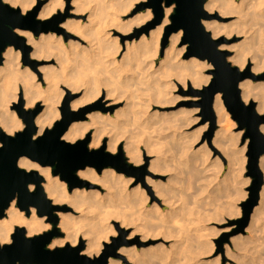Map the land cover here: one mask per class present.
<instances>
[{"label": "bare ground", "instance_id": "obj_1", "mask_svg": "<svg viewBox=\"0 0 264 264\" xmlns=\"http://www.w3.org/2000/svg\"><path fill=\"white\" fill-rule=\"evenodd\" d=\"M3 1L9 3L13 7L18 8L23 15H27L28 17L32 16L34 11L38 9V19L51 20L50 24L43 26L49 28L48 31H41L38 33V35H35L32 30L21 28H16L15 32L18 35L27 37V42L29 44H33L34 49L31 53V56L46 60H55L57 63L41 67L40 70L43 72V81H41L37 78L35 71H33L30 66H23L22 51L18 49L19 47H15L13 45L6 47L5 51L3 52L4 60L0 65V128L4 132L8 134H15V132L24 127V122L18 115L17 110L11 109L10 107L13 103L17 102L21 94L23 95V99L25 101L24 107L26 109H30L39 101H42L43 109L40 112L38 111L39 113H37L35 116L37 132L35 133L34 137H37L53 126V124L56 123L60 118L59 106L67 93V89L73 91L81 90L83 92L80 97L74 99L71 102V108L73 110H76L85 104L99 100L103 91L106 90L105 93L107 99H112L113 102H119L120 100H123L124 105L116 109L113 114L110 112L94 111L87 115L88 120L73 121L64 132L62 138L68 142H76L83 139L86 134L91 132V141L89 143L91 147H100L108 137L107 151L110 153H115L120 148L122 142L121 138L124 136L123 134L126 135L128 132L129 134L125 136L124 140V151L129 157L130 162L140 163L142 160L141 149L139 148V145L133 140V138L136 134L138 136L147 135L148 140L146 145L148 147V153L155 155V160L153 161L158 167L157 171L164 173L175 171V177L173 176L169 178V182L151 180L150 182L153 185V189L152 192L150 191L147 193V191L144 188L142 189L140 186L129 188L128 183L130 182V178L127 179L123 173L118 172L112 167L104 168L102 172L98 174L93 167L87 166L84 169L78 170V175L83 178L96 180V182H99L106 191L101 193L99 190L88 189L86 187H76L72 191H69L67 182L62 180L59 175L52 174L53 168L51 166H42L41 164L29 159L26 156L20 157L18 160V165L20 168H23L27 171L38 170L39 173L43 175L44 181L42 186L45 193L47 194V197L51 199L54 204L68 203L73 208V212L59 211V226L64 231V236L54 238L48 246L56 247L67 244L75 246L78 244L79 240L80 242L85 240V248L83 253L87 254L88 256L98 255L102 249L103 242H106L109 239L110 234L114 233L111 221H109L112 216L117 218L121 217L122 220H120L122 227L124 225L127 226L131 219V222H136L137 220V218L136 220L131 218V212L129 215L128 212H125L124 209L126 208L122 210H124L123 212L125 215H127V217H124V213L121 214L122 210L120 209V204L122 203H118L120 202L118 201L120 198L122 199L121 201L124 199V201L127 202V205H131H128L129 208H135L134 206H137L138 209H140V207H142L141 205L148 201L147 199L154 197L155 200L153 201V205L151 204V207L152 210H154L156 213H159L158 217L160 218L157 217L160 219V223L158 224L159 226H147L148 220L149 222L152 220L151 216L150 219H148L149 216H145L147 217V222L145 221V224L143 220L144 217L142 215H145V213L148 212L149 208H146L147 211L143 214L140 213L139 210V213L142 214L141 224L144 222L143 227L145 228H141L142 226L139 228L137 225L140 224H136V227H134L135 230H132V233L133 231H138L140 229L142 231L143 229L146 230L148 227L151 229L158 227L161 231L160 226L163 227V225H165L163 222H166V220L168 222L169 219L166 218L165 220V214L170 211H167L166 209L167 212L164 211L166 213H163L161 204L165 206H178L176 204H179L178 201L182 199L180 198L182 197L180 194L182 193L181 191L177 193L180 194V196L177 195V199L174 198L176 195L175 192H178V190L181 189V186L178 188V190L176 187V183H178L182 178L180 175L185 174L186 176L188 175L187 177L192 176V178L194 177V179H196H193L196 182L199 179L198 177H200L198 175H200L203 170L207 168V165H205V162H207V151L205 150V146H199L200 148L196 149L197 147L195 148V144L198 141V138L194 137V139L190 140V135L188 132L185 130H180V128L184 125H189L196 121L197 118L192 114L194 109L188 111V109L185 110L182 108L181 110L177 111V113H166L159 111V109H152L154 104H156V106H164V104L169 103L172 96V90L178 88L179 84L183 86L182 90L191 91L195 88H202L211 80V75L205 74L204 71L207 68H212V63L205 60L201 61L196 57H190L189 59H183L181 57L186 50L185 44L178 47L183 35L182 29L170 34V36L168 35L170 43L167 47L162 49L164 56L162 60L157 63L158 55L161 51V38L164 34L166 26L171 22V16L175 11V5L172 4L170 6H165L164 17L160 24L158 23L157 26L149 29V26L154 22L153 20V22L148 27L144 28L146 32L141 34L138 32L139 30H137V37L126 39L125 47L123 48V46L119 43V39H121L119 38L120 34L124 35L127 32H131L133 29L144 25L153 17L152 9L148 8L145 11L137 13L132 18L125 19V15L135 6V1L138 0H72L73 11H70V16L60 24V27L64 28V33L65 31L72 32L78 36V40L69 39V41H67L68 43H65L64 41V33H57L56 30H50L57 28L58 25L55 24V22L60 19L59 16L65 10V0H48L46 3H43L40 6H36L38 0ZM204 7L208 12L220 10V16L222 17L228 14L237 13L238 19H242L246 15H251L255 24L259 23L260 25L262 24L264 26L263 22H260L262 19L264 21V0H207L204 4ZM81 15L85 16L86 19L85 17L81 18ZM248 16H246V18ZM251 17L247 20H251ZM256 18L257 21H260H254ZM202 23L206 29L211 30L213 37L220 38L221 31L226 28L229 29V26L233 25L234 22H231V25L229 23L228 27L226 26L228 24L220 23V21L218 22L216 19H203ZM263 26L261 28H264ZM258 27L255 29L259 30L260 28ZM168 29L169 25L166 28L165 34H167ZM113 30L118 33L114 37L112 34ZM260 31H262V29L259 30L257 34L259 33L258 35L259 37L261 36L262 39L258 38L257 40L261 39L262 41L264 40V36L262 35L264 33V29L263 33ZM255 35L256 34L253 32L252 36L254 37ZM249 37L250 39L253 38L251 35H249V33L246 34L245 40L249 39ZM252 40H256L255 37ZM263 43L264 42H262V44ZM222 46L223 45H220L219 49H222ZM234 48L235 51L229 60L234 64L239 65L241 68L247 67L249 59L246 57L243 48L241 46L238 48L237 45H235ZM123 49H125V51H123ZM263 56H261L259 53H255L253 55V71H260L264 68ZM246 70L249 71V67ZM173 79L176 81V83L173 81ZM239 87L242 90L243 99L249 103L253 102L251 101V98L257 99V110L260 113H263L264 82L261 81L260 83H254L251 79L245 78L239 83ZM184 96L186 99H201L200 94H185ZM174 97L172 96L173 101H175L174 99L178 98L179 96L176 98ZM23 99L20 98L19 103L21 101L23 102ZM67 100L68 99L65 101ZM213 108L215 110L217 123L219 126L215 132L213 143L218 149V152L226 156L228 160L230 176L233 177L234 172L237 169H243V164L246 161V157L243 154L247 145L243 144L240 149L236 147L235 139L237 137H235V134L229 131L226 126V124L230 121V116L220 92L215 95ZM84 109H81L80 111H83ZM172 122H174L176 125ZM233 124L236 123L233 122ZM131 126L133 127L132 132L131 130H128L131 128ZM207 126L208 124L205 125V130ZM171 128L174 129H172L171 132H166V130ZM260 130L264 133V123L260 125ZM106 132L107 134L109 133V135H106ZM241 132L242 131H239L237 136L239 133L241 134ZM194 134H196V132H194ZM219 157L220 156L211 162V167L214 166L219 168L222 166L220 165ZM259 165L264 172V155L260 157ZM196 175L197 177L195 178ZM192 178L190 177V182H193V180H191ZM173 180L174 183L172 182L171 185L170 183ZM187 181H189V178ZM212 181L216 180L212 179ZM217 183L221 184L220 182ZM228 183L226 182V186ZM29 188L30 190H33L34 184H30ZM215 188L217 187L215 186ZM188 189L190 190V188ZM231 191L234 192L235 190L232 189ZM212 192L214 191H211V193ZM215 192L214 194H216ZM233 192H231V194H234ZM214 194L212 193V195ZM118 195L121 197L119 198ZM209 196L206 197L209 199ZM232 196L233 195H231V197ZM240 196H242V194ZM260 196V202L255 206L249 225L245 228V231L249 232L251 235H257L259 230H262L260 221L264 212V185L262 186ZM212 197L213 196H211V198ZM215 197L212 199H215ZM212 199H210V201ZM159 200L162 202H159ZM176 200L178 201L176 202ZM203 200L205 201V199ZM206 201L208 202L207 198ZM107 202L111 204L115 202V204L118 203L120 206L119 211L114 210L118 206L115 204L110 206V204ZM141 202L143 203L141 204ZM203 203L205 204V202ZM203 203L200 202V204ZM214 203L211 204L209 202V205L211 204L212 206ZM200 204L198 203V205ZM223 204L224 203H222V205ZM181 205L183 206V203ZM214 205H216V203ZM217 205L219 207L220 204ZM222 205H220L221 208L225 206ZM105 206L106 208H104ZM180 206L175 208H179L180 210ZM196 206L197 205L195 204V207ZM231 206L232 204H230V207L228 205L225 207L230 209ZM108 207L112 208L109 209ZM137 207L135 210L136 213L138 210ZM184 207L187 206L184 205ZM193 207L189 206L188 208L192 209ZM215 207L217 208V206ZM92 208L93 211H91ZM175 208L173 207V209ZM182 208L183 207H181V209ZM201 208L205 209L203 206H201ZM228 208H226V210ZM197 209L193 210L195 212L197 211V213H200L199 210H202L199 208V206ZM141 211H143V209ZM150 213H152V211H150ZM150 213L148 212L146 214L148 215ZM156 213L154 215H156ZM191 213H189V215ZM227 213L229 212L227 211ZM231 213H233V210L230 211V214ZM170 214L173 213L171 212ZM139 215L137 214V216ZM200 215L202 214L200 213ZM128 217L131 219L129 220ZM154 218L156 217L154 216L153 219ZM153 221H155V219L152 220V222ZM157 221L158 220L155 222ZM175 222L172 223L175 224ZM185 222L187 221L185 220ZM161 223H163V225ZM50 224L51 223L49 222L48 216H38L34 207H31L30 214L28 215L24 210H21L17 206L16 201L13 200L6 208L5 215L0 217V244L3 245L11 242V234L14 232L16 227H24L26 229L27 236H35L49 231L51 229ZM163 228L165 229V226ZM167 228L169 229V227ZM151 229L148 230V233L149 231L152 233L154 232V230L152 231ZM164 229L163 232L165 233L166 230ZM188 230H190V228ZM200 231L201 229L198 231L199 233H197L201 236L203 234H200ZM163 232L161 231L162 234ZM166 232L168 235L170 234L169 236L167 233L164 234L167 238L170 236L173 237V232ZM148 233L146 236L149 235ZM152 236L153 235H151V237ZM177 236L179 237V235ZM144 237L145 236H143V238ZM174 243L176 244L178 242L175 240ZM182 243L183 242L180 244ZM177 245H179V243ZM162 246L163 245H161V247ZM172 247L176 246L172 245ZM177 247L175 249H179V247ZM181 247L180 248L183 249V244ZM162 248L163 251H161V253H165H162V255L164 254L165 256L166 253L169 255V252L172 255L174 254L173 256L170 255L172 256L170 259L172 261L171 264H182V259L185 260V258H183V250L179 249L180 251L176 250L175 252L172 251L174 248L172 250L171 248L169 250L164 247ZM187 249H190V247L186 248V250ZM141 250L143 249L141 248ZM160 250L162 249L160 248L157 252L159 253ZM144 251L146 250L138 251L134 245L132 247L122 246L120 248V252L127 254L128 262H131L132 264H142L143 261L145 262L144 259L146 257L148 259L150 258L151 261L155 259V250L152 252L151 250L148 252ZM181 251L183 256L180 255L179 257L177 253H180ZM189 254L190 253L187 254V257ZM200 254L202 253L196 252L195 255L192 257L190 256V260H192V262H189L191 264H206L208 261L206 259H202ZM168 255L161 257L160 259L158 258L159 262L161 263V259L164 262L163 259L166 257L169 258ZM167 258L166 260L168 261ZM140 261L142 262L140 263ZM110 262L111 264H124L122 261L115 259H110ZM145 263L148 264V262Z\"/></svg>", "mask_w": 264, "mask_h": 264}, {"label": "rangeland", "instance_id": "obj_2", "mask_svg": "<svg viewBox=\"0 0 264 264\" xmlns=\"http://www.w3.org/2000/svg\"><path fill=\"white\" fill-rule=\"evenodd\" d=\"M48 0H38L37 1V3H36V6H40V5H42L43 3H46ZM66 1V5H65V10H64V12H62L61 13V15L59 16L60 17V22L59 23H57V28H55V29H50V30H56L57 31V33H64V28H61L60 27V24L62 23V21H64L66 18H68L69 16H70V14H69V12L70 11H73V6H72V0H65ZM148 1L149 0H138V1H135L136 3H135V6L125 15V19H129V18H132V17H134L137 13H139V12H142V11H145L146 9H148V8H151L152 9V11H153V17H152V19L151 20H149L148 22H146L144 25H142V26H140V27H138V28H135V29H133L131 32H127L126 34H120V36H119V38H121V39H119V43L123 46V48L125 47V41H126V39H131L132 37H137L136 35H137V30H139L138 32H140L141 34L143 33V32H146L145 31V29L144 28H146V27H148L152 22H153V20H155V14H154V9H153V7L152 6H150V5H147V3H148ZM206 1L207 0H205V3H206ZM5 3H7V2H5ZM204 3V4H205ZM7 4H9V3H7ZM10 5V4H9ZM175 5V4H174ZM11 6V5H10ZM13 7V6H12ZM14 8H16V7H14ZM175 8H176V5H175ZM205 8V7H204ZM251 11H252V9H251ZM208 12V11H207ZM220 10H215L214 12H208L209 14H210V18H208V20H211V19H216L218 22L220 21V23H225V24H228V25H226L227 27L229 26V23H230V25H231V22L233 23V25H231L232 26V28H231V26H229L230 28V30L229 29H223L222 31H221V36H220V38L218 37V38H215V37H213L212 36V32H211V30H209V29H206V27L204 26V24H203V26H204V28H205V30L206 31H208L209 33H210V35H211V37L213 38V39H215V40H221L218 44H217V48L219 49V46L220 45H223L222 47V49H220L221 51H226V52H228V55H227V60L232 64V65H234V66H237V67H239V69H241L242 71H245L248 67H249V72H250V75L249 76H247V78L246 79H251L254 83L256 82V83H260L261 81L262 82H264V68L262 69V70H260V71H253L252 70V66H253V64H254V61H253V59H252V57H253V55L255 54V53H259L261 56H263L264 55V43L262 44V42H264V40H262L261 41V36L259 37V33L257 34V32H259V30H261L262 29V31H260L261 33H263V29L264 28H261L262 26L259 24V23H257V24H255V22H253V18L251 17V15H246V16H248L247 18H246V16L245 17H243L242 19H238V14L236 13V14H228V15H226V16H224V17H222V16H220ZM174 13V12H173ZM248 13H249V10H248ZM247 13V14H248ZM251 13V12H250ZM22 14V13H21ZM23 15V14H22ZM24 17H27V15H23ZM37 16H38V14H37ZM37 16H36V18H37ZM253 16V15H252ZM81 18L83 17H85V16H83V15H81L80 16ZM250 17L252 18L251 20H247V19H250ZM255 18V17H254ZM259 18V17H258ZM38 19V18H37ZM85 19H86V17H85ZM262 19V18H261ZM40 21H45V20H41V19H39ZM48 20V19H47ZM259 20V19H258ZM246 23H245V22ZM254 21H257V18L254 20ZM260 21V20H259ZM259 21H257V22H259ZM261 23L263 22V24H264V21H263V19H262V21H260ZM254 25H253V24ZM160 24V23H159ZM171 24V22L168 24V25H170ZM247 24V25H246ZM252 24V25H251ZM258 24H259V27H258ZM167 25V26H168ZM155 26H157V24L156 25H154V26H149V29H152V28H154ZM167 26H166V28H167ZM261 26V27H260ZM251 27V28H250ZM254 27V28H253ZM260 28L259 30H257V29H255V28ZM264 27V26H263ZM61 28V29H60ZM166 28H165V30H164V34H165V31H166ZM250 28V29H249ZM26 29H28V30H32L34 33H35V35H38V34H36V32L34 31V29H32V28H26ZM180 30V29H179ZM183 30V29H182ZM250 30H251V34H250ZM256 30H257V32H256ZM174 32H177V31H173V32H171L170 34H172V33H174ZM247 32V33H246ZM253 32L256 34L254 37H255V39L256 40H252V39H254V37L252 36V34H253ZM249 33V35H251V37H253V38H251L250 39V37H249V39H247V40H245V38H246V34H248ZM112 34H113V37L114 36H116L118 33H116V31L115 30H113L112 31ZM140 34V35H141ZM164 34H163V36H162V38H161V42H160V46H161V51H160V53H159V55H158V60H157V63H159V61H161L162 60V58H163V52H162V49L163 48H165V47H167L168 45H169V43H170V41H169V36H170V34H169V36L167 37V41H166V43L163 45V40H164V38H165V36H164ZM257 35H258V37H257ZM263 36H264V33L262 34ZM21 36V35H20ZM262 36V37H263ZM21 37H23L24 38V40H25V43L27 44V45H29V47H30V49L29 50H27V52L25 51V50H23L22 48H18V49H20L21 51H22V63H23V66L25 67L26 65H28V66H30L31 67V69L33 70V71H35V73H36V75H37V78L38 79H40L41 81H43V72H42V70H40L41 69V67L42 66H45V65H50V64H57L56 62H55V60H46V59H43V58H38V57H33V56H31V53H32V51H33V49H34V46H33V44H29L28 42H27V37H25V36H21ZM184 32H183V35H182V38H181V40H180V42H179V44H178V47H180L181 45L183 46L184 44L186 45V50H185V52L182 54V58L183 59H189L190 57H196V58H198L199 60H205V61H207V62H209L207 59H201V58H199V57H197V56H189V57H187V55H185V54H187L188 53V47H189V43L188 42H186V41H184ZM258 38H261V39H259V40H257ZM69 39H73V40H78V36H76L75 34H73L72 32H66L65 31V33H64V41H65V43H68L67 41H69ZM263 39H264V37H263ZM84 43V42H83ZM235 45H237V47L239 48V46H241L242 48H243V50H244V52H245V55H246V57L249 59L248 60V63H247V67H244V68H241L239 65H237V64H234L232 61H230L229 60V58L233 55V53H234V51H235ZM123 51H125V49H123ZM122 53H124V52H122ZM121 57V56H120ZM263 58H264V56H263ZM211 63V62H210ZM214 69V66H212V68H207L205 71H204V73L205 74H210L211 75V78L213 77V75H212V70ZM173 81H175L174 79H173ZM175 83H176V81H175ZM180 87H181V90H180ZM182 88H183V86L181 85V84H179V86H178V88H176L175 90H172V92H171V95L174 97V98H176L177 96H179L178 98H176V99H174L175 101H173L172 99V96H171V100H170V102L169 103H166V104H164V106H156V104H154V106L152 107V109L154 110V109H159V111H163V112H166V113H177V111H179V110H181L182 108L183 109H185V110H187L188 109V111H191V110H193V112H192V114H193V116L194 117H196L197 119H196V121H194V122H192L191 124H186V125H184L183 127H181L180 128V130H185L186 132H188V134L190 135V140H192V139H194V137L195 138H198V141L196 142V144H195V148L196 149H198V148H200V147H202V146H205V150L207 151V153H206V157H207V162H205V165H207V168L206 169H204L203 170V172L200 174V175H198V176H200V177H198L197 179H198V181H194V180H196V179H194V177L192 178V176H189V177H187L185 174H183V175H180V177H182L180 180H179V182L178 183H176V187H177V190H178V188H180V186H181V189L180 190H178V192H175V196H174V198H176L177 199V195H179L180 196V194L182 195V197H180V198H182V199H178V200H176V202L178 201V203L179 204H176V205H178V206H174V205H169V206H165V205H162L161 204V209H162V211H163V213H166L167 211H171V209H172V213L173 214H170L171 212L169 211V212H167L166 214H167V216H166V214H165V220H166V218L168 219V222H167V220H166V222L164 221H162L165 225H163V223H161L162 225H163V227L165 226V229L162 227V226H160V229H161V231L163 232V229L164 230H166V231H170L173 235V237H166L164 234L165 233H167L166 231H165V233L163 232V234L161 233V231L159 230V228H158V230L156 231V229L157 228H155L156 227V225L157 226H159L158 224L160 223V219H158V218H160V217H158V214L159 213H156L154 210H152V205H153V201L155 200V198L153 197H151L150 199H147L148 201H146V202H144V204L143 205H141L142 207H140V209H138V207L137 206H134L135 208H133V207H131V208H129V206H131L130 204H126L127 202H125L124 201V199H123V201H121L122 199L120 198L121 196H119L118 195V197L120 198V200H118V201H120V202H118V203H122V204H120L121 205V207L118 205V203L117 204H115V203H112L113 205L115 204L116 206H118L116 209H114V210H118L119 211V207H120V209L122 210V209H124V208H126V209H124L125 210V212L127 213L128 212V215H129V213H130V215H132V217L131 218H133L134 220H136V218H137V220H136V222H131L132 221V219L130 218V217H128V219L130 220L131 219V221H129L128 222V225L127 226H121V217L119 218H117V217H115V216H112L111 218H110V220L109 221H111V224H112V226H113V229H114V233H111L110 234V237H109V239L106 241V242H111V238L112 237H115V238H120V237H123L124 238V241H125V244L124 245H122V246H125V247H132L133 245L134 246H136V248H137V250L138 251H143V250H146L147 252L148 251H150L151 250V252L152 251H154L155 253H154V258L155 259H153L152 261H151V259L149 258H145L144 260H145V262H148V264H151V262H152V264H155V261H156V264H168V263H172V261L170 260L171 258H172V256L174 255H172L170 252H169V255H168V253H166V255H168L169 256V258H167L168 259V261L166 260V258L165 259H163L164 260V262L162 261V259H161V263L159 262V260H158V258L160 259L161 257H165L164 256V252H162V253H164L163 255H162V253H161V251H163V248L162 247H164V248H167L168 250L171 248V250L174 248V250H172V251H175L176 252V250L177 251H180V250H183L184 251V256H183V254H182V251L180 252V253H177V255H179V257H180V255H182L183 256V258H185V260L184 259H182V261H181V263L182 264H191L189 261H191L192 262V260H190V256L192 257L193 255H195L196 254V252H198V253H202V254H200L201 255V257H202V259H206L207 261H205V262H207L206 264H264V212H263V214H262V216H261V221H260V223H261V225H262V230L260 231L259 230V234L257 233V235H251L249 232H239V233H234V231L236 230V228H237V225H238V220L242 217V202L245 200V199H247L248 198V195H249V190H248V188L250 187V185H251V181H252V178L250 177V176H247V159H248V157H247V155H246V152H247V146H246V150L244 151V156L246 157V161L244 162V164H243V169H237L235 172H234V176L232 177V176H230V172H229V166H228V160H227V158H226V156H224V155H222V154H220L219 152H218V149L216 148V146L214 145V143H213V140H214V138H215V132H216V130L219 128V126H218V123H217V116H216V122H215V128H214V130H213V133H212V135H210L209 134V132L211 131V128H212V125H211V122H210V120H208V119H206L205 117H204V115H203V111H202V107H201V105L199 104V100H194V99H186L185 98V94H192L189 90H182ZM68 91H69V94H68ZM105 91L106 90H104L103 91V93H102V96L100 97V99L99 100H97V101H94V102H92V103H88V104H85V105H83V106H81L80 108H78V109H76L75 111H80L81 109H84V108H86V107H90V106H94V107H92V109L91 110H89V112H86L85 113V115H84V118L83 119H80V120H88V117H87V115L89 114V113H91V112H94V111H102V112H110V113H114V111L116 110V109H118V108H120V107H122L123 105H124V101L123 100H120L119 102H113L112 101V99H107L106 98V93H105ZM83 94V92L81 91V90H77V91H73V90H68L67 89V93H66V95L64 96V98H63V100H62V102H61V104H60V106H59V110H60V118L58 119V120H60L61 119V106H62V104H63V102L66 100V99H68V102H69V107H70V109L71 110H73L72 108H71V102L74 100V99H77L78 97H80L81 95ZM192 95H196V94H192ZM241 96H242V90H241ZM20 98H22L23 99V95L21 94V96H19V99L17 100V102H15V103H13L10 107H11V109H15L16 110V107H15V105H18L19 104V100H20ZM252 100L251 101H253L254 103H255V109H256V111L259 113V114H262V115H264V112L263 113H260L258 110H257V103H258V100L257 99H255V98H251ZM242 100H243V102L245 103V104H249V102H247V101H245L244 99H243V97H242ZM113 102V103H112ZM24 105H25V101H24V99H23V108L25 109V110H38L39 112L43 109V106H42V101H39L35 106H33V107H31L30 109H26L25 107H24ZM196 109H198V110H196ZM215 111V110H214ZM38 112V113H39ZM216 114V113H215ZM229 116H230V121L226 124V126H227V128L229 129V131H231L233 134H235V137H237L236 139H237V142H236V139H235V143H236V147L237 148H239L240 149V147H242L243 146V144H246V145H248V138L245 140V142L244 143H242V137H243V134H244V129H239V126H238V123H237V121L236 120H234L233 118H232V115H231V113L229 112ZM22 121H23V119H22ZM233 122H235L236 124H233ZM173 124H175L174 122H172ZM55 124V123H54ZM54 124H53V126H54ZM206 124H208V126H207V128H206V130H205V125ZM176 125V124H175ZM24 126H25V124H24ZM53 126H51L50 128H52ZM187 126V127H186ZM24 128V127H23ZM23 128L22 129H20V130H18V131H21V130H23ZM49 128V129H50ZM129 128V127H128ZM199 128V129H198ZM172 129H174V128H171V129H168V130H166V132H171V130ZM197 129H198V131H197ZM129 131L131 130V132H132V130H133V127L131 126V128L130 129H128ZM135 130V129H134ZM189 130V131H188ZM194 130V131H193ZM201 130V131H200ZM239 131H242L241 132V134L239 133V135L237 136V134H238V132ZM194 132H196V134H194ZM124 133V132H123ZM135 133V132H134ZM133 133V134H134ZM88 134H90V141H91V132H89ZM129 133L127 132L126 133V135H128ZM194 134V135H193ZM197 134H199V135H197ZM264 134V133H263ZM87 135V134H86ZM106 135H109V133L107 134V132H106ZM124 136H122V138H121V145H120V148L118 149V151L117 152H115V153H112L113 155H118L119 154V152H120V150L123 152V156L125 157V162L129 165L127 168H125L124 170H121V171H118V172H121V173H123L124 175H125V177L127 178V179H129L130 180V182L128 183V187L130 188V187H132V188H134V186L135 187H137V186H140L142 189L144 188L146 191H147V193L148 192H152V189H153V185L151 184V180H156V181H159V180H161V181H165V182H169V178H171V177H175V171L173 172V171H170V172H167V173H164V172H158L157 171V169H158V167H157V165L154 163V161L153 160H155V155L154 154H151V153H148V147H147V140H148V138H147V135H135V137L133 138V140L139 145V148L141 149V162L140 163H133V162H130L129 161V157L127 156V154L125 153V151H124V140H125V134H123ZM197 135V136H196ZM40 136V135H39ZM38 137V136H37ZM86 137V136H85ZM84 137V138H85ZM83 138V139H84ZM63 139V138H62ZM107 140H108V137L105 139V142L103 143V144H105V151L106 152H108L107 151ZM77 142V141H76ZM72 143H74V142H72ZM90 143V142H89ZM102 144V145H103ZM148 144H149V142H148ZM102 145L100 146V147H98V148H94V147H91L90 146V144H88V149L89 150H92V149H100L101 147H102ZM200 146V147H199ZM110 153V152H109ZM264 155V154H263ZM218 156H220L219 157V162H220V165H222V166H220L219 168L217 167H211V162L213 161V160H216L217 159V157ZM91 167H93V166H91ZM259 167H260V165H259ZM94 169H95V171L98 173V174H100L101 172H98L97 171V169L95 168V167H93ZM113 168V167H112ZM115 169V168H114ZM260 169H261V167H260ZM116 170V169H115ZM38 173H39V171L38 170H36ZM261 171L263 172V170L261 169ZM153 172H155V173H153ZM77 173V176L79 177V178H81V179H83V180H85L86 181V183L85 184H82L81 186H75V187H73L71 190H69V184H68V182L66 181V180H64V179H62V180H64V181H66L67 182V184H68V190L69 191H72L74 188H76V187H79V188H82V187H86V188H88V189H96V190H99L101 193H104L106 190L102 187V185L99 183V182H96V180H91V179H87V178H83V177H81V176H79L78 175V171L76 172ZM40 174V173H39ZM41 175V174H40ZM57 175H59V174H57ZM171 175V176H170ZM185 175V176H184ZM263 175H264V172H263ZM43 176V175H42ZM60 176V175H59ZM170 176V177H169ZM185 177H187V178H185ZM190 177L192 178L191 180H193V182L191 181L190 182ZM197 177V175L195 176V178ZM44 178V177H43ZM188 178H189V181H187L188 180ZM212 179L213 180H216V181H212ZM210 180V181H209ZM44 181V180H43ZM149 181V182H148ZM200 181V182H199ZM233 183H232V182ZM245 181V182H244ZM172 182L174 183V180L173 181H171V185H172ZM190 182V183H189ZM210 182V183H209ZM217 182H220L221 184H219V183H217ZM226 182L229 184H227V186H226ZM235 182V183H234ZM181 183V184H180ZM204 183V184H203ZM216 183H217V185H216ZM139 184V185H138ZM233 184H234V187H236V188H234L233 187ZM187 185V186H186ZM193 185V186H192ZM201 185V186H200ZM218 185H219V187H218ZM221 185V186H220ZM222 185H223V187H222ZM264 185V184H263ZM215 186L217 187V188H215ZM239 186V187H238ZM222 189H221V188ZM240 187H241V189H240ZM187 188V189H186ZM188 188H190V190L188 189ZM214 188V189H213ZM219 188V189H218ZM233 190H235L234 192L233 191H231L232 189ZM34 189H35V184H34ZM33 189V190H34ZM218 189V190H217ZM225 189V190H224ZM176 190V189H175ZM176 190V191H177ZM187 190V191H186ZM202 190V191H201ZM239 190V191H238ZM241 190V191H240ZM182 192V193H180V194H177V193H179V192ZM211 191H216L215 193L216 194H214V192H212L214 195H212V193H211ZM194 192V193H193ZM222 192V193H221ZM231 192H233L234 194H231ZM241 192V193H240ZM201 193V194H200ZM204 193V194H203ZM208 193H210V194H208ZM208 194V195H207ZM233 195L232 197H231V195ZM242 194V196H240ZM197 195V196H196ZM210 195V196H209ZM177 196V197H176ZM184 196V197H183ZM206 196H209V199H208V197H206ZM211 196H213V197H215V199H212L211 198ZM261 197V196H260ZM183 198H185V199H183ZM201 198H203V199H205V201L203 200V199H201ZM206 198H207V200H208V202L206 201ZM233 200H232V199ZM118 199V198H117ZM116 199V200H117ZM203 201V202H205V204L201 201V200ZM210 199H212L211 201H210ZM218 199H219V201H218ZM225 199V200H224ZM184 200V201H183ZM186 200V201H185ZM15 201H16V199H15ZM175 201V200H174ZM183 201V202H182ZM199 201V202H198ZM216 203V205H214L215 203ZM217 201V202H216ZM230 201H231V203H230ZM159 202H162L161 200H159ZM200 202L201 203H203V204H200ZM209 202L212 204V203H214L212 206H211V204L209 205ZM228 202H229V204H228ZM233 202V203H232ZM260 202V201H259ZM107 203H109V202H107ZM126 205H125V204ZM143 202H141V204H142ZM183 203V206L181 205V204ZM198 203L201 205V206H203V207H205V209L204 208H201V206L200 205H198ZM208 203V204H207ZM222 203H224L223 205H222ZM226 203H227V205L230 207V204H232V206H231V210H233V213H231L230 214V209L228 208V207H225V206H227L226 205ZM110 204V206H112V204L111 203H109ZM124 204V205H123ZM152 204V205H151ZM195 204L197 205L196 207H195ZM217 204H220V205H222V206H224V207H222L223 209H224V211H223V209L220 207V205H219V207H218V205ZM58 205H65V206H67V208L66 209H64V210H60V212H73V208H72V206L71 205H69L68 203H59ZM181 205V206H180ZM184 205H186L187 207H184ZM205 205V206H204ZM107 206V205H106ZM106 206L104 207V208H106ZM109 206V207H110ZM128 208H127V207ZM133 206V205H132ZM149 206V207H148ZM180 206V210H179V208H175V207H179ZM193 207L192 209L190 208H188V207ZM198 206H199V208L200 209H202V210H199L200 211V213L202 214V215H200V213L198 212L197 213V211H198ZM215 206H217V208L215 207ZM108 207V208H109ZM123 207V208H122ZM136 207H137V213H136ZM145 207V208H144ZM173 207L175 208V209H173ZM181 207H183L182 209H181ZM35 208V207H34ZM112 208V207H111ZM111 208H109V209H111ZM114 208V207H113ZM143 209V211H141L142 209ZM146 208L148 209V212L150 213V211H152V213H150V214H146V213H148V212H146L147 210H146ZM151 208V209H150ZM170 208V209H169ZM216 208V209H215ZM226 208H228L227 210H226ZM101 209V208H100ZM128 209V210H127ZM130 209V210H129ZM132 209H134V210H132ZM166 209H167V211H166ZM191 211V210H193V209H197V211L195 212L194 210V212L193 211H189V210ZM217 209H218V211H217ZM219 209H221V210H219ZM35 210H36V208H35ZM124 210H122V212H121V214L122 213H124L123 211ZM139 210H140V213H145V215H142V214H140L139 213ZM150 210V211H149ZM182 210V211H181ZM184 210H185V212H184ZM207 210V211H206ZM216 210V211H215ZM230 210V211H229ZM25 211V210H24ZM91 211H93V208L91 209ZM164 211H166V212H164ZM188 213H187V212ZM221 211V212H220ZM227 211L229 212V213H227ZM26 212V211H25ZM154 212V213H153ZM176 212V213H175ZM134 213V214H133ZM156 213V215H154ZM169 213V214H168ZM189 213H191L190 215H189ZM195 213V214H194ZM56 214H57V216H58V221H57V223L54 225L53 223H51L50 222V220H49V222L51 223L50 225H51V229L52 228H54V226L55 227H57V229L60 231V234L59 235H57V236H55L54 238H57V237H62V236H64V231L61 229V227L59 226V211L58 212H56ZM137 214L140 216H137ZM180 214V215H179ZM221 214V215H220ZM234 214V215H233ZM136 215V216H135ZM144 217V218H146V219H144L143 218V220H144V222L146 221L147 222V217H145V216H149L148 217V219H150V216L152 217L151 219L152 220H154L155 219V221L156 220H158L157 222H155V221H153L152 222V220H150V222H149V220H148V222H147V226L149 225V226H154L155 225V227H152V228H155V229H151V228H146V230H144L143 229V231L140 229V230H138V231H133V233H132V230H135V228L134 227H136L135 225L136 224H140V225H137V226H139V228H140V226H142L141 228H145V227H143V224H144V222L141 224V221H142V216ZM168 215H170V216H168ZM199 215V216H198ZM207 215V216H206ZM127 217V215H125V213H124V217ZM158 217L157 219L156 218H154L153 219V217ZM194 216V217H193ZM200 216H202V217H200ZM217 216V217H216ZM176 217V218H175ZM189 217V218H188ZM141 218V219H140ZM178 218V219H177ZM197 218V219H196ZM121 219V220H120ZM209 219V220H208ZM211 219V220H210ZM170 220V221H169ZM177 220V221H176ZM185 220L187 221V222H185ZM201 220V221H200ZM139 221V222H138ZM175 222V224L174 223H172V222ZM179 221V222H178ZM146 222H145V224H146ZM153 223V225H152V223ZM182 222V223H181ZM197 222V223H196ZM133 223V224H132ZM155 223V224H154ZM181 223V224H180ZM185 223V224H184ZM151 224V225H150ZM166 225H167V227H169V229L166 227ZM173 225V226H172ZM176 225V226H175ZM182 225V226H181ZM146 226V225H145ZM146 226V227H147ZM175 226V227H174ZM179 226H180V228H179ZM184 226V227H183ZM196 226H197V228H196ZM211 226V227H210ZM190 228V230H188L189 228ZM201 229V231H200V234H203V235H199L198 233V231L200 230L199 228ZM213 227V228H212ZM163 228V229H162ZM50 229V230H51ZM149 229H151L152 231L154 230V232L152 233V232H150L149 231V233H148V230ZM168 229V230H167ZM196 229H197V231H196ZM203 229V230H202ZM206 230V231H205ZM208 231V232H207ZM47 232V231H46ZM144 232V233H143ZM145 232H147L149 235L148 236H146L147 235V233H145ZM169 232V233H170ZM185 232V233H184ZM198 232V233H197ZM160 233V234H159ZM145 234V235H144ZM198 234V235H197ZM240 234V235H239ZM145 236L144 238H143V236ZM151 235H153L152 237H151ZM157 235V236H156ZM167 235H168V233H167ZM170 235V234H169ZM168 235V236H169ZM174 235H175V237H174ZM177 235H179V237L177 236ZM183 235H185V236H183ZM241 235H242V237H241ZM156 236V237H155ZM163 236H165V237H163ZM261 236V237H260ZM208 237H209V239H208ZM237 237V238H236ZM252 237V238H251ZM53 238V239H54ZM142 238V239H141ZM233 238V239H232ZM52 239V240H53ZM174 239V240H173ZM177 239H180V240H177ZM186 239V240H185ZM205 239V240H204ZM207 239V240H206ZM236 241H235V240ZM255 239V240H254ZM175 240L179 243V245H177L178 243H174L175 242ZM184 240V241H183ZM173 241V242H172ZM240 241V242H239ZM253 241V242H252ZM79 242H80V240H79ZM79 242H78V244H79ZM83 242H84V244H85V240H83ZM181 242H183L182 244H183V249H181L182 247V244H180ZM257 242V243H256ZM174 245V246H178L179 247V249H175L176 247H172V245ZM174 243V244H173ZM77 244V245H78ZM103 244H104V242H103ZM70 245V244H69ZM77 245H75V246H77ZM161 245H163L162 247H161ZM181 245V246H180ZM188 245H190V246H188ZM255 245H256V247H255ZM65 246V245H64ZM121 246V247H122ZM156 246V247H155ZM171 246V247H170ZM186 246H188V247H186ZM200 246V247H199ZM49 247V246H48ZM56 247H63V246H56ZM56 247H49V248H51V249H53V248H56ZM120 247V248H121ZM151 247V248H150ZM154 249H153V248ZM177 247V248H178ZM181 247V248H180ZM190 247V249H187L186 250V248H189ZM199 247V248H198ZM84 248H85V246H84ZM102 248H103V246H102ZM120 248H119V250H118V252L121 254V257H119V258H111L112 260L113 259H115V260H120V261H122L124 264H132L131 262H128V259H127V254H125V253H121L120 252ZM141 248L143 249V250H141ZM161 248L162 250H160L159 251V253L157 252L159 249ZM147 249H149V250H147ZM84 250V249H83ZM83 250H82V253H83ZM102 250V249H101ZM186 250V251H185ZM192 250V251H191ZM203 250V251H202ZM212 250V251H211ZM248 250V251H247ZM146 251H144V252H146ZM190 251V252H189ZM195 251V252H194ZM101 252V251H100ZM186 252V253H185ZM191 252H192V254H191ZM193 252H194V254H193ZM156 253H158V254H156ZM188 253H190L189 254V256L187 257V254ZM207 253V254H206ZM84 254V253H83ZM160 254V255H159ZM186 254V255H185ZM205 254V255H204ZM85 255H87V254H85ZM170 255H172V256H170ZM88 256V255H87ZM93 256H95V255H93ZM181 256V257H182ZM186 256V257H185ZM157 258V259H156ZM187 258V259H186ZM146 259H148V260H146ZM170 260V261H169ZM183 260H184V262H183ZM219 260V261H218ZM127 261V262H126ZM151 261V262H150ZM142 261H140V263H141ZM144 261L142 262V264H144L145 263ZM154 262V263H153ZM166 262V263H165ZM110 264H111V262H110ZM139 264V263H138ZM145 264H147V263H145Z\"/></svg>", "mask_w": 264, "mask_h": 264}, {"label": "water", "instance_id": "obj_3", "mask_svg": "<svg viewBox=\"0 0 264 264\" xmlns=\"http://www.w3.org/2000/svg\"><path fill=\"white\" fill-rule=\"evenodd\" d=\"M204 3L205 0H149L147 5L154 9L155 20L151 24L154 26L162 21L164 7L175 4L176 8L171 16V24L165 34L163 45L171 32L183 29V39L189 43L187 57L207 59L214 66L210 82L202 88L190 91L201 96L199 104L203 115L212 125L209 134L212 135L215 128L216 114L213 103L215 95L220 92L239 129L245 131L242 143L248 138L247 176H250L252 181L248 188V198L241 205L242 217L234 231L243 233L249 225L255 206L259 203L264 184V175L259 167L260 157L264 154V134L260 130V125L264 123V115L256 111L254 102L248 105L243 102L239 83L247 78L250 72L232 65L227 60L228 52L217 48L221 40L213 39L202 24L203 19L211 17L204 8ZM37 11L38 9L30 17H24L18 8L0 0V65L3 63V52L7 46L20 47L26 52L30 49L24 38L15 32L16 28H32L37 34L48 31L49 28L43 26L50 24L51 20L40 21L36 18ZM59 22L60 20H57L55 24ZM15 107L25 126L15 134H8L0 128V217L5 215L6 208L15 199L17 206L28 215L31 207H35L38 216H48L54 225L58 221L56 212L67 208L65 205L54 204L47 197L42 186L44 180L42 175L36 170L27 171L19 167L18 160L22 156L42 166H51L52 174H59L61 179L66 180L69 190L86 183L76 172L87 166L95 167L98 172L107 167L121 171L129 166L121 150L118 155H113L105 151V144L100 149L89 150L90 134L74 143L62 139L69 125L73 121L83 119L85 113L92 107L75 111L70 109L68 100L63 102L61 119L38 137H34L37 132L35 116L38 110H25L22 101ZM30 184H35L34 190H30ZM59 234L60 231L55 226L35 236H27L24 227H16L11 234V242L0 244V264H110L111 258L121 257L118 250L125 244L123 237H112L111 242H104L98 255L87 256L82 253L85 246L82 241L77 246L67 244L63 247L49 248L52 239Z\"/></svg>", "mask_w": 264, "mask_h": 264}]
</instances>
